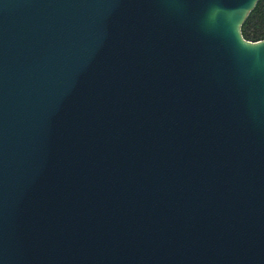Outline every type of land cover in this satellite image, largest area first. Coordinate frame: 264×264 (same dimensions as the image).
Segmentation results:
<instances>
[{
    "label": "water",
    "instance_id": "obj_1",
    "mask_svg": "<svg viewBox=\"0 0 264 264\" xmlns=\"http://www.w3.org/2000/svg\"><path fill=\"white\" fill-rule=\"evenodd\" d=\"M259 0H0V264H264Z\"/></svg>",
    "mask_w": 264,
    "mask_h": 264
},
{
    "label": "trees",
    "instance_id": "obj_2",
    "mask_svg": "<svg viewBox=\"0 0 264 264\" xmlns=\"http://www.w3.org/2000/svg\"><path fill=\"white\" fill-rule=\"evenodd\" d=\"M245 39L259 41L264 39V0H259L242 26Z\"/></svg>",
    "mask_w": 264,
    "mask_h": 264
}]
</instances>
